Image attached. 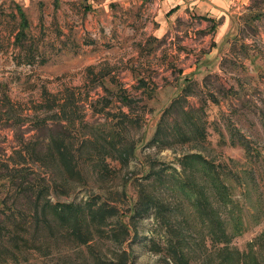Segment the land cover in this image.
<instances>
[{"label": "rangeland", "instance_id": "374dc122", "mask_svg": "<svg viewBox=\"0 0 264 264\" xmlns=\"http://www.w3.org/2000/svg\"><path fill=\"white\" fill-rule=\"evenodd\" d=\"M66 2L0 0V264H109L124 251L125 264H173L172 245L188 264H219L224 245L264 264V0L182 8L157 39L141 29L143 2ZM52 137L80 176L49 154ZM37 197L116 212L79 244L53 210L32 217Z\"/></svg>", "mask_w": 264, "mask_h": 264}, {"label": "trees", "instance_id": "16d2710c", "mask_svg": "<svg viewBox=\"0 0 264 264\" xmlns=\"http://www.w3.org/2000/svg\"><path fill=\"white\" fill-rule=\"evenodd\" d=\"M18 10L21 18V28L16 35V40L18 39L19 41L20 35L23 33L24 28L28 25V21L25 17V13L23 12V10L21 8H19ZM59 108L63 111V105H61ZM51 144L53 145V147L49 150V154L55 158V161L58 163L62 172L69 178L80 176L81 173L77 167L74 155L70 152L69 149H67L63 139H57L55 137H52ZM103 153H105V151H98V154L100 155H102ZM130 153L131 152L129 150L124 149V151L121 153V155L123 156L122 158H128V155ZM14 170H16V167H14ZM1 188L2 185H0V189ZM37 194L39 195V193ZM5 204L6 201L0 197V207ZM155 206L156 201L147 200L145 203H143V205L137 207L136 213L142 214L146 212L149 208ZM115 209L116 208L112 209V207L107 208L102 203L87 204L86 209L84 208V206L80 207V204H77V206H75L72 203L58 206L49 203L47 199H43V201L40 202L37 197L33 200V204L29 211L32 212V217H35L36 219L41 218L43 221H45V223H47L49 222L47 218L48 211L53 210V212L56 214H53V216L57 220H59L58 224L61 227H65L68 230L69 235L73 238V240L80 244L87 242L89 226L94 223L98 227H102L106 223L107 217L115 214ZM18 212L21 214L19 216L20 218H22L25 214L23 209H19ZM3 221L4 219H0V223H2ZM224 233L225 231H222V235ZM231 235L232 234H230L229 236ZM223 249L226 250V253L222 255L219 264H261L257 255L253 252H240L239 250L230 248L228 245H224ZM126 254L127 252L124 251V253H121V258L118 259V261L111 262L109 264H125ZM167 254L169 255V258L173 264H188L189 257L185 254L182 249H177L174 245H172V247L168 249ZM248 258H250V261H248ZM165 262L166 264H170L168 260H166Z\"/></svg>", "mask_w": 264, "mask_h": 264}, {"label": "crops", "instance_id": "0c3cea01", "mask_svg": "<svg viewBox=\"0 0 264 264\" xmlns=\"http://www.w3.org/2000/svg\"><path fill=\"white\" fill-rule=\"evenodd\" d=\"M92 2V5L99 9L112 10L114 7L122 6L124 10L132 8L134 4H141L146 9L143 11L148 12L150 10V20H148L147 28L149 32L147 35L160 38L173 24L170 21L169 15L171 13H178L182 8H201L204 10H210L212 12L219 11L220 6H226L227 0H87ZM58 3L65 6L66 0H57ZM70 4V3H69ZM137 35V33H135Z\"/></svg>", "mask_w": 264, "mask_h": 264}]
</instances>
